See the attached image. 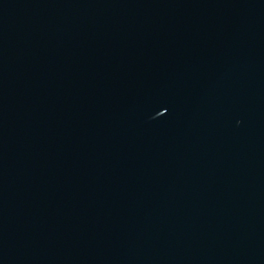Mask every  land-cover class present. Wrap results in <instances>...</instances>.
<instances>
[{"label":"water","instance_id":"1","mask_svg":"<svg viewBox=\"0 0 264 264\" xmlns=\"http://www.w3.org/2000/svg\"><path fill=\"white\" fill-rule=\"evenodd\" d=\"M0 264H264V0H0Z\"/></svg>","mask_w":264,"mask_h":264}]
</instances>
